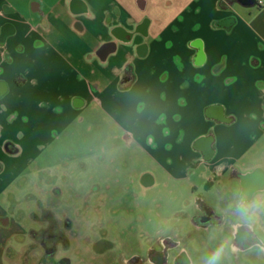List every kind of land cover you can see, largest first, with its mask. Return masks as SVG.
<instances>
[{
  "label": "crops",
  "instance_id": "1",
  "mask_svg": "<svg viewBox=\"0 0 264 264\" xmlns=\"http://www.w3.org/2000/svg\"><path fill=\"white\" fill-rule=\"evenodd\" d=\"M100 117L113 141L102 149L137 170L142 188L193 182L186 207L213 191L237 196L233 184L253 175L264 183V0H0V201H10L0 204V264L12 262L11 239L34 231L18 225L13 185ZM241 206L221 229L232 247L248 226L264 232V184ZM148 245L137 257L163 264L162 246Z\"/></svg>",
  "mask_w": 264,
  "mask_h": 264
},
{
  "label": "rangeland",
  "instance_id": "2",
  "mask_svg": "<svg viewBox=\"0 0 264 264\" xmlns=\"http://www.w3.org/2000/svg\"><path fill=\"white\" fill-rule=\"evenodd\" d=\"M100 118L102 123L92 120L83 126V135L72 136L71 147H47L38 165L24 175L25 181L11 188L20 198L12 209L21 214L19 227L34 230L20 236L22 240L9 241L12 248H8L6 258L11 264H21L19 260L27 246V255H37L42 230L50 227L62 237L56 242L54 260H67L68 264H127L129 257L146 254L149 236L165 237L177 227L192 231L187 220L192 208L186 207V200L193 196V182L163 180L155 188H142L137 182V170L130 171L116 150L109 153L102 149L104 138L108 143L113 141L110 121ZM118 144L121 146L120 141ZM73 155L82 158L71 161ZM196 185L199 194H206L200 184ZM233 186L240 195V184ZM210 197L211 204L220 207L215 191ZM3 202L0 201L3 206L10 203ZM228 205L234 206L231 202ZM8 221L2 218L0 225L7 227ZM227 232L216 229L185 240L181 249L188 254L187 264H204L205 258L218 248L224 249L221 264H264L256 250L238 259Z\"/></svg>",
  "mask_w": 264,
  "mask_h": 264
},
{
  "label": "flooded vegetation",
  "instance_id": "3",
  "mask_svg": "<svg viewBox=\"0 0 264 264\" xmlns=\"http://www.w3.org/2000/svg\"><path fill=\"white\" fill-rule=\"evenodd\" d=\"M254 176V175H253ZM250 177L248 181L244 182L241 185L240 191L241 194L227 195L226 197L220 199V205L226 206L230 202L234 204V208L230 213L220 214L214 208V205L211 204L210 200H207L203 197H194L192 200V214L190 216V225L192 227V231L189 230L187 235L183 239H175L172 234L161 237L152 235L147 238L146 242L150 245H154V243H159L162 246V251L159 254V260L163 264H172L174 261H171V257L177 253V259L181 260L182 263H189L188 254L181 249L185 240H188L194 237L197 233L207 234L212 230H221L222 228L229 229L231 221L233 219L234 212L243 204L244 200L247 198L252 199L253 194H255V190L263 186V181L260 179ZM254 192V193H253ZM260 228V227H259ZM256 229L254 226H248L244 232H239L237 235V240L233 249L235 255L239 257L246 256L251 250L254 248L263 249L264 248V232L263 230ZM22 240L21 237H17ZM62 237L55 234L52 231V227L47 230H42V238L38 242V250L37 255L31 256L27 255V249L25 254L22 256L20 263L21 264H68L67 260H62L59 263L54 260L56 256V242L60 240ZM240 242V244H239ZM239 244V245H238ZM252 246V247H251ZM150 250V249H149ZM127 264H145L139 257L132 256L129 257ZM240 264V263H239Z\"/></svg>",
  "mask_w": 264,
  "mask_h": 264
},
{
  "label": "clouds",
  "instance_id": "4",
  "mask_svg": "<svg viewBox=\"0 0 264 264\" xmlns=\"http://www.w3.org/2000/svg\"><path fill=\"white\" fill-rule=\"evenodd\" d=\"M241 214H245L248 211V208L245 206H241ZM224 255V249L218 248L213 251L209 256H207L204 260V264H221L222 257Z\"/></svg>",
  "mask_w": 264,
  "mask_h": 264
},
{
  "label": "water",
  "instance_id": "5",
  "mask_svg": "<svg viewBox=\"0 0 264 264\" xmlns=\"http://www.w3.org/2000/svg\"><path fill=\"white\" fill-rule=\"evenodd\" d=\"M11 26L10 25H7L4 30H3V33H2V40L4 37H6L9 33L8 32V29L10 28Z\"/></svg>",
  "mask_w": 264,
  "mask_h": 264
},
{
  "label": "built area",
  "instance_id": "6",
  "mask_svg": "<svg viewBox=\"0 0 264 264\" xmlns=\"http://www.w3.org/2000/svg\"><path fill=\"white\" fill-rule=\"evenodd\" d=\"M258 4H259V5H262V4H263V2H262V1H258Z\"/></svg>",
  "mask_w": 264,
  "mask_h": 264
},
{
  "label": "trees",
  "instance_id": "7",
  "mask_svg": "<svg viewBox=\"0 0 264 264\" xmlns=\"http://www.w3.org/2000/svg\"><path fill=\"white\" fill-rule=\"evenodd\" d=\"M236 1L242 2L243 0H236ZM0 169H1V166H0Z\"/></svg>",
  "mask_w": 264,
  "mask_h": 264
}]
</instances>
